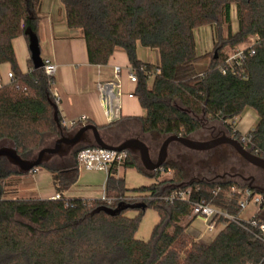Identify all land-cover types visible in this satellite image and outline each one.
<instances>
[{
    "label": "trees",
    "instance_id": "16d2710c",
    "mask_svg": "<svg viewBox=\"0 0 264 264\" xmlns=\"http://www.w3.org/2000/svg\"><path fill=\"white\" fill-rule=\"evenodd\" d=\"M61 2L68 27L79 30L86 41L91 64H107L120 49L127 53L136 71L135 95L145 115L122 119L120 126L127 127L125 123L131 122L142 134L201 140L198 135L211 130L213 122L224 123L232 136L234 118L253 109L258 121L248 132L249 150L264 157V0ZM41 6L42 0H0V65L10 64L14 75L8 84L0 81V146L13 147L23 158L33 157L59 135L53 116V78L43 68L35 69L31 58L30 70L23 73L13 46L19 36H24L28 44L30 33L38 38ZM233 6L236 30L232 27ZM203 26H211L214 31L217 53L210 56L200 51L195 36ZM254 37L260 39L255 54L245 62L247 78L223 74L224 49L251 42ZM139 46L158 51V64L139 59ZM208 56L209 63L199 67L198 63ZM58 118L64 130L73 129L62 123L60 113ZM233 137L241 141L240 134ZM176 146L194 152L179 142L170 148ZM85 147L78 145L68 156H55L40 166L50 171L56 193L63 194L78 181L77 154ZM123 166L159 176L158 171H145L130 152ZM164 167L173 170V176L134 189L146 194L136 200L128 197L131 189L118 175L116 165L107 174L104 190L112 199L110 203L101 198L20 199L8 195L5 180L27 173L0 158V264H264V242L256 236L253 225L223 219L210 241L198 240L182 223L191 216L190 204L160 199L175 189L192 186L193 199L203 198L238 216L242 211L240 195H231L230 188L248 184L226 176L186 181L181 166L167 161ZM150 207L157 210L160 219L150 240L137 239L141 217ZM129 208H137L139 216H126ZM262 211L250 220L262 221Z\"/></svg>",
    "mask_w": 264,
    "mask_h": 264
},
{
    "label": "rangeland",
    "instance_id": "374dc122",
    "mask_svg": "<svg viewBox=\"0 0 264 264\" xmlns=\"http://www.w3.org/2000/svg\"><path fill=\"white\" fill-rule=\"evenodd\" d=\"M232 27L233 30L237 25V14L236 7L233 6L232 11ZM224 34H227L226 25ZM212 35L210 43L214 41V31L211 26H203L195 31V36L198 42V46L201 52H203V44L206 42L208 37ZM249 43V42H248ZM248 43H243L235 47H240ZM16 50L18 56L23 58V54L18 49V44L15 42ZM233 47H226L224 49L225 53H228L232 50ZM120 50V49H118ZM214 42L212 45H209L207 49L209 56L212 52L215 51ZM158 53L156 50H150V53ZM28 50L24 55L28 54ZM29 55V54H28ZM44 56V52H43ZM209 56L204 58L198 66H205L209 63ZM44 58V57H43ZM8 70H12L10 64L0 65V78L3 84H8ZM154 76L150 77V80L153 81ZM79 118H66V127H71L72 121H78ZM235 119L234 127L237 128L241 124L243 119L248 121H253L254 124L258 121V115L253 109H247L241 116H238ZM231 123V120H229ZM127 127L121 126L113 128L116 133L111 143L117 144L118 140L123 138V140L130 137H141L145 139V142L150 146L151 155L153 158H157L158 151L165 137L160 136L155 133L151 134H142L138 125H132V123H125ZM213 128L208 131H202L198 138L201 140H209L210 133L212 130L216 134L220 131H225L227 135H231V131L228 126L224 123L213 122L211 123ZM131 126V127H130ZM107 132H105V135ZM223 134V133H222ZM107 136V135H106ZM143 136V137H142ZM206 138V139H205ZM121 140V142L123 141ZM170 163L174 162L177 165L181 166L184 170L185 180L189 181L190 179H199L207 178L213 179L221 176H226L232 179L237 183H246L252 185V187H262L264 189V170L254 166L253 164L247 162L232 146L223 145L220 148L209 150V151H189L182 148L172 147L169 150L168 159ZM143 169V168H142ZM173 171L171 174H161L160 177H152L146 175L138 167H124L123 165L118 169V175L124 177L126 180L127 187L131 189L128 192V197L131 199H137L141 196L146 195L143 192H136L134 189L150 186L155 181H161L164 179H169L173 176ZM244 177V178H243ZM255 177L256 180H254ZM107 180L106 171H97V170H87L82 167L79 169V178L75 185H73L68 191L65 192L66 198L82 197L84 199H100L104 195L105 184ZM7 193L10 197L20 198V199H37L39 195L44 198H50L51 195L56 193V188L53 185L52 175L49 170L43 167H37L35 172H28L24 175H13L5 180ZM264 195V192L261 193ZM257 211V206L254 201L249 202L242 209L238 218L243 221L249 220ZM125 215L128 217H137L139 216V210L137 208H129L125 211ZM264 217V209L262 211ZM191 217V216H190ZM160 217L157 210L153 207L147 208L144 214L141 217V222L138 231L136 232V238L144 241L151 239L153 229L158 223ZM190 218H188L189 220ZM206 230L205 222L199 218L194 217L189 225H187V231L196 239L201 240L204 237ZM212 237V236H211ZM208 239L206 238V241Z\"/></svg>",
    "mask_w": 264,
    "mask_h": 264
},
{
    "label": "crops",
    "instance_id": "0c3cea01",
    "mask_svg": "<svg viewBox=\"0 0 264 264\" xmlns=\"http://www.w3.org/2000/svg\"><path fill=\"white\" fill-rule=\"evenodd\" d=\"M39 16L38 39L41 56L51 59L57 65L52 91L59 95L60 100L57 105L63 119L85 116L87 120L84 124L94 123L97 126L104 127L102 131H106L113 136L116 134L113 128H116V126L117 128L121 127L122 119L145 115V110L135 95L137 83L131 82L129 78V73L134 69L125 51L116 50L105 65L91 64L88 58L86 41L79 30L68 27L66 12L61 0H42ZM236 29L237 25L234 30ZM211 38L212 35L203 44V53L208 52L209 45H212L213 42L210 43ZM15 42L18 44V49L22 52L23 58L18 56ZM13 46L20 70L23 73L28 72L31 66L30 51L26 38L24 36L17 37L13 41ZM26 50H28L29 55H24ZM138 57L155 65L159 61V53L152 54L149 49L142 46L138 47ZM116 66L121 68L119 74L115 72ZM10 71L8 70L7 76ZM7 82H10V79ZM100 82L119 84L120 94L116 97V91H113V89L108 90L106 104L104 97L100 95L98 90V83ZM149 82L152 84V80L149 79ZM130 93L134 96L130 97ZM254 125L252 120L243 119L237 129L242 133H247ZM62 195L66 198L65 192ZM36 198L49 199L40 195ZM66 199L84 198L78 196ZM188 218L190 219L188 220ZM193 218V216H188L182 223L187 227Z\"/></svg>",
    "mask_w": 264,
    "mask_h": 264
},
{
    "label": "built area",
    "instance_id": "2783aa9c",
    "mask_svg": "<svg viewBox=\"0 0 264 264\" xmlns=\"http://www.w3.org/2000/svg\"><path fill=\"white\" fill-rule=\"evenodd\" d=\"M259 37H254L251 42L248 44H245L240 47H233L231 51L228 53H225V60L221 65V72L223 74H226L228 72L232 73L235 76L247 78V74L244 69L245 62L255 54V45L259 41ZM43 69L47 76L51 79V84L54 85V77L57 71V65L49 58H43ZM143 69V68H142ZM115 72L119 74L121 72V68L119 66L115 67ZM8 78L10 81L14 78L13 73L10 71L8 73ZM130 81L133 83L138 82L136 71L133 70L129 73ZM1 81V78H0ZM2 83V82H1ZM53 87V86H52ZM118 88V93H117ZM116 91L115 96L117 97L118 94H120V85L114 82H100L98 83V90L100 95L104 97L105 102L107 104V92L108 90ZM52 94L55 98L56 103L58 104L60 98L57 93ZM130 97H133L134 94L130 93ZM87 118L85 116H82L78 119V121H72L70 128H75L79 125H84ZM236 122L235 120L233 121ZM62 123L66 125V120L63 119ZM240 134L241 135V143L243 146L249 150V144H250V138L247 133L240 132L237 128H233V135ZM232 135V136H233ZM254 153V152H253ZM254 154L258 155L257 152ZM129 155V151L123 150V151H116L106 148H100V147H85L81 149L77 154V161L79 168L82 167L87 170H97V171H106L107 174L109 173L111 167L116 165L118 168L127 161ZM259 156V155H258ZM264 158V157H263ZM37 168L33 169L32 172H35ZM158 171V177H160L161 174H171L173 170L166 169L164 166L157 169ZM197 190L199 187L196 188ZM193 191L194 188L192 186H185L182 188L175 189L171 191L168 194H165L160 197V199L168 202V203H175V202H186L190 204L191 206V216L193 217H199L201 218L205 224H206V230L204 237L201 239L203 241L208 239L207 241L211 240V235H213L220 226V223L223 219H229L232 221H236L240 224L243 222H247L250 225H253L256 228V236L264 242V219L260 222H252L250 219L247 221L240 220L238 216H233L230 213H228L225 210H222L218 207H215L211 204H209L205 199H193ZM231 195H240L239 203L242 209L245 207L246 204H248L251 201H254L255 205L257 206V211L264 209V195L259 192H254L252 187L249 185L247 187H241L238 184L231 185L230 188ZM151 199H154V197H149ZM51 199L54 200H60L64 199L63 195L60 193H55ZM108 203L112 201L111 198H108L105 195L101 198ZM68 200V199H66ZM68 205V203H67ZM254 214V215H255ZM253 215V216H254Z\"/></svg>",
    "mask_w": 264,
    "mask_h": 264
},
{
    "label": "water",
    "instance_id": "95a60500",
    "mask_svg": "<svg viewBox=\"0 0 264 264\" xmlns=\"http://www.w3.org/2000/svg\"><path fill=\"white\" fill-rule=\"evenodd\" d=\"M27 32L30 33L29 31ZM28 48L34 68H43V57L41 56L39 39L32 33H30ZM52 106L54 110L53 116L59 128V135L49 144L42 147L33 157L23 158L13 147L0 146V158H6L21 173H28L42 166L55 156H68L76 146L81 144L88 147H100L116 151L127 150L137 156L139 163L145 171L154 172L167 162L169 148L174 142H179L186 148L194 151H209L217 146L227 144L232 146L247 162L264 170V158L246 149L240 141L231 135L223 134L209 140H195L179 135H169L162 142L157 158H153L150 146L139 137H130L114 144L104 138L103 131L94 123H87L71 130H64L59 123V108L57 103L52 102ZM258 189L264 192V189Z\"/></svg>",
    "mask_w": 264,
    "mask_h": 264
},
{
    "label": "flooded vegetation",
    "instance_id": "af4514ba",
    "mask_svg": "<svg viewBox=\"0 0 264 264\" xmlns=\"http://www.w3.org/2000/svg\"><path fill=\"white\" fill-rule=\"evenodd\" d=\"M105 132L106 131H103V136H104V138H106V140L107 141H112L113 140V138H112V135H110L108 132H107V136L105 135ZM226 134V132L225 131H220V133H218V134H216V132L214 131V130H212V132L210 133V139H212V138H216V137H219V136H222L223 134ZM114 137V136H113ZM121 140H123V138H121V139H119L118 141H120L121 142ZM91 141V140H90ZM224 145H227V144H224ZM221 146H223V145H220V146H217L216 148H214V149H217V148H220ZM213 150V149H212ZM263 170V169H262ZM252 178H254V180H256V178L255 177H252ZM263 184H264V181H263ZM250 185V184H249ZM250 186H252V185H250ZM258 188V187H257ZM260 188H262L261 186H260Z\"/></svg>",
    "mask_w": 264,
    "mask_h": 264
}]
</instances>
